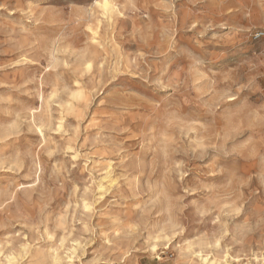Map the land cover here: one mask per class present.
Masks as SVG:
<instances>
[{
  "label": "rangeland",
  "instance_id": "obj_1",
  "mask_svg": "<svg viewBox=\"0 0 264 264\" xmlns=\"http://www.w3.org/2000/svg\"><path fill=\"white\" fill-rule=\"evenodd\" d=\"M264 0H0V264H264Z\"/></svg>",
  "mask_w": 264,
  "mask_h": 264
},
{
  "label": "built area",
  "instance_id": "obj_2",
  "mask_svg": "<svg viewBox=\"0 0 264 264\" xmlns=\"http://www.w3.org/2000/svg\"><path fill=\"white\" fill-rule=\"evenodd\" d=\"M263 36H264V32L262 31H256L253 33V38L256 40L263 38Z\"/></svg>",
  "mask_w": 264,
  "mask_h": 264
}]
</instances>
